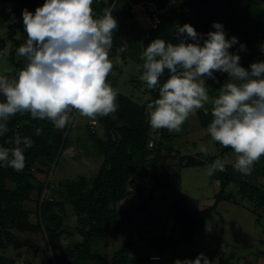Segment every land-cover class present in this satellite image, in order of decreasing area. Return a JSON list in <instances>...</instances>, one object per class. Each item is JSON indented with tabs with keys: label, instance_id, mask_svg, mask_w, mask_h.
<instances>
[{
	"label": "trees",
	"instance_id": "trees-1",
	"mask_svg": "<svg viewBox=\"0 0 264 264\" xmlns=\"http://www.w3.org/2000/svg\"><path fill=\"white\" fill-rule=\"evenodd\" d=\"M8 5L7 9L0 8V13L5 15L9 25L7 38L13 44L10 52V73L15 77L20 69L25 67L26 60L20 57L16 49L25 42L26 37H20L17 32L19 22L23 20L22 11L28 9L33 12L37 6H42L45 0H1ZM43 2L40 5V2ZM144 7L151 21L159 20L156 27H148L147 35L143 40V47L133 46L135 54L142 55L144 48L157 37L168 42L176 43L177 26L190 23L198 33L206 34L214 31L213 22L224 25L228 38L236 36L240 43L247 46V50H240L239 44L230 49L241 57L240 63L249 67L252 62L264 61V52L260 45L264 44V0H93L92 8L96 16H101L105 8H111L114 17L118 20L119 27L113 34V47L110 58L120 55L123 59L129 50L123 38V31L129 21L135 18L136 7ZM24 31V24H22ZM203 41H201L202 43ZM9 42L0 35V51L8 47ZM11 46V44H10ZM121 47L126 51L118 52ZM121 68L114 66L112 78ZM9 74V73H6ZM170 73L165 70L161 76V84L155 89H147L145 82L136 75L132 82L138 89L143 86L145 96L154 100L159 97V87L166 81ZM216 79H207L209 96L219 94L220 87L229 79L226 73H215ZM113 86V84H112ZM114 87V86H113ZM115 88V87H114ZM117 111L108 116L97 117L96 127H92L90 119L84 124V131L91 140V148L77 135L71 137V131H77L82 126L71 122L65 129H57L51 121L33 119L30 113H17L8 121V131L0 135V146L15 147L14 139L18 134L29 137L33 143L26 148L25 168L17 172L11 167L0 164V264H16V258L8 257L4 252L14 246L20 249L27 242H20L15 232L41 233L45 241V256L51 264H146L151 253L142 258L141 247L152 238L143 236L141 227L137 228L138 236L130 239L112 255L103 251L98 245L111 231L120 229V216L127 212L119 209L118 203L127 197L139 193L137 180L145 177H154L158 182L159 160L163 151L173 150L174 140L180 135L170 133L167 129L154 130L150 127L147 115L145 96L135 97L118 92ZM0 96V100H3ZM207 114L203 109L196 112V117L201 129L208 128L213 117L211 104H206ZM77 115V113H76ZM103 127L102 134L98 126ZM42 130L41 135L36 134V129ZM154 144L150 147L149 142ZM81 150V157L85 156L88 148L93 149V155L99 158L97 170L90 176L62 177L61 172L53 177L62 154L73 146ZM22 147V145H21ZM233 149L223 148L217 154L207 157L203 153L180 156L183 166H203L219 158L225 161L226 155ZM85 151V152H84ZM84 152V153H83ZM80 155V154H79ZM261 167L254 165L250 174L245 175L234 169L233 163L225 162L224 171H216L212 176L219 182L220 190L215 196V205L197 213H185L178 216L181 222L187 221L186 230L179 240H173L172 235L162 237V243L182 242L185 234L193 233L204 225L209 216L215 211L216 206L223 198H230L226 191L231 183H238L242 200L249 199L256 211L264 209V156L261 157ZM161 169V168H160ZM154 172V173H153ZM139 173V176L137 175ZM170 183L162 182L160 187ZM49 191L50 195L45 196ZM237 191V192H238ZM146 192V191H145ZM149 198L144 199L142 207L151 200L156 192V186L149 187ZM60 196L62 199H56ZM35 198L38 205L37 220L29 219V211L25 203ZM182 202L184 197L181 195ZM146 200V201H145ZM72 206L77 216V231L81 240L70 246L63 241L65 232L63 216L57 210H64L65 204ZM140 206V207H141ZM139 207V206H136ZM135 208V207H133ZM260 219V217H258ZM144 228V226H143ZM182 240V241H181ZM159 242V243H160ZM21 257V253H18ZM145 260V261H144ZM144 261V262H143Z\"/></svg>",
	"mask_w": 264,
	"mask_h": 264
},
{
	"label": "clouds",
	"instance_id": "clouds-1",
	"mask_svg": "<svg viewBox=\"0 0 264 264\" xmlns=\"http://www.w3.org/2000/svg\"><path fill=\"white\" fill-rule=\"evenodd\" d=\"M92 4L93 0H45L35 13L22 11L27 38L16 52L25 58L26 65L14 78L0 73V96L4 98L0 100V135L8 131V121L17 113L46 119L62 130L73 121L74 112L94 121L117 111L119 93L108 77L121 63L119 56L110 58L119 24L111 8L96 16ZM213 28L205 36L185 23L177 26L178 42L157 37L144 48L139 79L147 89L161 84L165 70L170 73L159 87L158 98L144 97L149 101V124L154 130L178 133L198 110L207 114L205 105L211 104L213 119L207 132L212 141L234 150V169L248 175L264 156V61L242 66L240 55L230 49L239 44L240 50L246 51L247 46L236 36L228 38L222 23L213 22ZM259 47L264 52V44ZM8 51L5 47L0 56ZM124 51L123 47L118 49ZM217 72L226 73L229 79L217 96L210 97L206 81L216 79ZM36 134L41 135L42 130L37 128ZM32 143L29 137L17 134L15 147L0 146V164L22 171L24 150ZM200 152L205 157L211 154L203 145ZM225 168V161L217 158L208 173ZM176 264H211V260L200 253Z\"/></svg>",
	"mask_w": 264,
	"mask_h": 264
},
{
	"label": "rangeland",
	"instance_id": "rangeland-1",
	"mask_svg": "<svg viewBox=\"0 0 264 264\" xmlns=\"http://www.w3.org/2000/svg\"><path fill=\"white\" fill-rule=\"evenodd\" d=\"M42 3L41 1L40 5ZM3 7L10 13L8 5L0 0V8ZM135 15L134 20L129 21L122 34L130 48L124 59L119 55L121 63L117 65L121 71L115 74L111 82L118 92L140 97L145 96L143 86L140 85L137 89L132 81L136 75H142L143 60L141 53L135 54L133 46L143 47L148 27L152 25V17L147 14L144 7L139 6L135 9ZM22 24L23 20L17 26L18 35L27 38V33L22 30ZM8 32L7 18L0 13V35L9 42L8 54L0 56V73H9L7 75L14 78L10 73L12 64L9 57L14 46L7 38ZM4 69L8 71L4 73ZM88 120L77 113L72 122L79 127L82 126V129L78 132L76 128H73L71 137L79 135L91 148V140L84 131V124ZM98 128L99 133L102 134L103 127L100 125ZM207 129H201L196 114L186 120L182 125V130L178 132L180 135L172 144L173 150H165L161 155L164 161L159 160L161 169L158 170L160 175L158 182L154 183V177H145L142 178L143 180L139 178L137 185L140 191L134 196L135 198L118 203L119 209L127 208L124 211H128L120 216V229L111 231L105 239L98 243L103 251L112 255L128 240L136 239L137 226H140L142 235L154 240L141 247L140 256L144 258L149 253L163 255L161 261H153L149 258L146 264H176L178 260L182 262L185 259H195L200 253H204L211 260V264H264V209L256 211L249 199L242 200L238 191L239 185L236 182L231 183L226 191L232 199L223 198L204 225L193 233L185 234L181 243L177 241L175 243L160 242L162 237L169 235H172L173 240L181 238L183 231L186 230L182 225L187 221L181 222L185 213H197L215 205V196L220 190V184L208 173L211 165L207 163L203 166H183L180 163V156H197L201 153V145L209 147L211 154H217L224 148L212 141ZM74 146L75 143L62 154L52 174L54 179L59 172L63 175L62 177H77L79 175L90 176L97 170L100 160L92 154L93 149L88 148L85 150V156L81 157V150L73 148ZM235 159L234 150H231L226 155L225 162L230 163ZM262 164L263 161L260 159L255 165L261 167ZM137 175L139 176V173ZM162 182L170 184L160 187L159 184ZM151 186H156L155 195L145 207H142V201L149 198L147 191ZM48 195H50L49 191L45 193V196ZM181 195L184 197V202H182ZM34 199L27 201L24 205L30 213L29 219L32 222H36L38 210ZM56 199L61 200L62 198L56 196ZM137 205L139 207H136ZM57 210L63 216L64 221L63 241L73 246L75 242L82 239L76 228L77 216L68 203L65 204L64 210H59V208ZM142 215L144 217L149 215V217H145L142 221ZM180 215L183 216L179 219ZM174 223H176L175 229ZM145 225H148V228ZM15 235L20 242H27V245L19 250L14 246L9 247L4 252L6 256L16 258V264H51L45 256L46 246L41 233L16 231ZM18 253H21V257L17 256Z\"/></svg>",
	"mask_w": 264,
	"mask_h": 264
},
{
	"label": "built area",
	"instance_id": "built-area-1",
	"mask_svg": "<svg viewBox=\"0 0 264 264\" xmlns=\"http://www.w3.org/2000/svg\"><path fill=\"white\" fill-rule=\"evenodd\" d=\"M37 7H39V6H37ZM36 7V8H37ZM36 8H35V10H36ZM35 10L33 11V13H35ZM158 22H159V20L157 19V18H155L154 20H152L151 21V23L153 24V27H156L157 26V24H158ZM162 86V85H161ZM75 116H76V113L74 112L73 113V117L75 118ZM90 124H91V126L94 128V127H96V125H97V121L96 120H91L90 121ZM154 144V142H153V140H150V142H149V145H153ZM161 259V256L160 255H152L151 256V260H154V261H159Z\"/></svg>",
	"mask_w": 264,
	"mask_h": 264
},
{
	"label": "crops",
	"instance_id": "crops-1",
	"mask_svg": "<svg viewBox=\"0 0 264 264\" xmlns=\"http://www.w3.org/2000/svg\"><path fill=\"white\" fill-rule=\"evenodd\" d=\"M141 180H143V179H141ZM149 193V192H148ZM142 194H143V192H142ZM133 198H135L134 196H131V197H127L126 199H124V200H122V201H128L129 199H133ZM138 199V198H137ZM146 201V200H145ZM121 202V201H120ZM142 202H144V200L142 201ZM142 205V204H141ZM137 206H139V205H137ZM123 209H126V208H121V210H123ZM150 215H151V213H150ZM145 217H149V215L148 216H145ZM145 217H144V215H142V217H141V220L143 221V220H145ZM145 226H147L148 227V225H145ZM138 227H140V226H137V228ZM175 227H176V223H174V229H175ZM173 229V230H174ZM151 255H160L161 256V259H160V261L163 259L162 257H163V255L161 254V253H151ZM154 261V260H153Z\"/></svg>",
	"mask_w": 264,
	"mask_h": 264
}]
</instances>
